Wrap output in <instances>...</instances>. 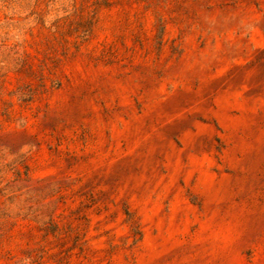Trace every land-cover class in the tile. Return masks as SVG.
I'll return each mask as SVG.
<instances>
[{
	"label": "rangeland",
	"instance_id": "374dc122",
	"mask_svg": "<svg viewBox=\"0 0 264 264\" xmlns=\"http://www.w3.org/2000/svg\"><path fill=\"white\" fill-rule=\"evenodd\" d=\"M0 264H264V0H0Z\"/></svg>",
	"mask_w": 264,
	"mask_h": 264
}]
</instances>
